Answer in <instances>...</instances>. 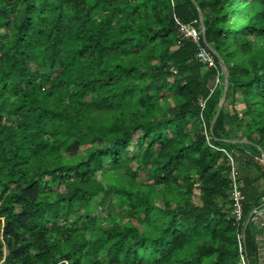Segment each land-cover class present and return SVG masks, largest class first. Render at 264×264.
<instances>
[{
  "label": "trees",
  "instance_id": "16d2710c",
  "mask_svg": "<svg viewBox=\"0 0 264 264\" xmlns=\"http://www.w3.org/2000/svg\"><path fill=\"white\" fill-rule=\"evenodd\" d=\"M173 3L0 0V264H263L264 0Z\"/></svg>",
  "mask_w": 264,
  "mask_h": 264
},
{
  "label": "built area",
  "instance_id": "2783aa9c",
  "mask_svg": "<svg viewBox=\"0 0 264 264\" xmlns=\"http://www.w3.org/2000/svg\"><path fill=\"white\" fill-rule=\"evenodd\" d=\"M171 6H172V8H174L173 0H171ZM173 18H174V22H175V25L177 27V32H178L177 43L180 44L182 41L188 40V41L194 43V45L195 44L199 45L200 41L203 40L199 22L196 20H193V21H190L188 23H184L175 15ZM195 59H196L195 60L196 62L202 64L206 68H216V62L214 61L215 57L206 48V46H199L197 48ZM219 83H221V82L219 80V75H217L215 82H214V86L210 89L209 96L213 93L215 87ZM205 102H206V99H201L199 101V104H200V107L202 110L205 107ZM210 147L214 148L212 145H210ZM221 150L226 153V151L224 149H221ZM226 155H227L229 162H230V165H231V170H230V174H231V199L233 201L232 214L235 217V220L237 222H239L241 217H242V209L241 208H242V201L244 199V196H243V194H242V192L239 189L238 184H237L238 173L235 169L233 159L228 153H226Z\"/></svg>",
  "mask_w": 264,
  "mask_h": 264
},
{
  "label": "water",
  "instance_id": "95a60500",
  "mask_svg": "<svg viewBox=\"0 0 264 264\" xmlns=\"http://www.w3.org/2000/svg\"><path fill=\"white\" fill-rule=\"evenodd\" d=\"M198 14H199V24H200V29H201L202 39H203L204 45L218 59L217 61L220 64V69H221V72L223 74V90H222L221 98H220L219 103H218L216 114H215V116L213 117V119L210 122V131H212L213 125H214V123H215V121H216V119H217V117H218V115L220 113V110L222 109V107L224 105V102H225L226 93H227V89H228V74H227V68L225 66V62L222 61V58L220 57L219 53L216 50H214L207 43L206 36H205V26H204L203 14H202V11L199 8H198ZM261 157H262V161L264 162V151H261ZM254 212H255V210L253 211V213ZM251 216H252V213L249 215V217L245 221L243 240L245 238V230H246V227H247V225H248V223L250 221Z\"/></svg>",
  "mask_w": 264,
  "mask_h": 264
},
{
  "label": "rangeland",
  "instance_id": "374dc122",
  "mask_svg": "<svg viewBox=\"0 0 264 264\" xmlns=\"http://www.w3.org/2000/svg\"><path fill=\"white\" fill-rule=\"evenodd\" d=\"M98 179H99V180H102L101 175H98ZM248 179H249V178H245L246 183H247ZM261 183H262L261 181H258V182L256 183L258 188L261 187ZM98 213H99V212H98ZM99 215H101V214H99ZM260 227H261V226H260V223H257V227H256V229H260ZM262 255L264 256V251L262 252ZM262 263L264 264V260H263Z\"/></svg>",
  "mask_w": 264,
  "mask_h": 264
}]
</instances>
